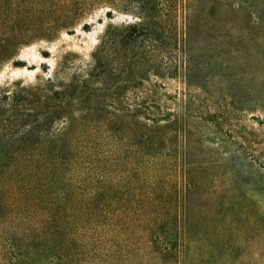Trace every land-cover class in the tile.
<instances>
[{
  "label": "rangeland",
  "instance_id": "rangeland-1",
  "mask_svg": "<svg viewBox=\"0 0 264 264\" xmlns=\"http://www.w3.org/2000/svg\"><path fill=\"white\" fill-rule=\"evenodd\" d=\"M58 1L65 23L41 14L50 25L0 59V264H88L30 246L48 228L84 246L106 220L91 176L111 207L109 187L128 199L146 178L134 161L155 170L178 264H264V0ZM156 130L161 150L144 140ZM67 144L69 164L39 175L42 148Z\"/></svg>",
  "mask_w": 264,
  "mask_h": 264
},
{
  "label": "trees",
  "instance_id": "trees-1",
  "mask_svg": "<svg viewBox=\"0 0 264 264\" xmlns=\"http://www.w3.org/2000/svg\"><path fill=\"white\" fill-rule=\"evenodd\" d=\"M34 1L29 0L31 6L26 12L25 8L28 3L25 0H0V59L14 48L32 41V37H36L30 36L28 31L50 25V22L36 24L40 22L38 16L41 14H48L49 11L53 14L54 20L57 21L54 23L55 26L49 27L54 29L58 23L64 24L73 11L71 8L65 7L63 1ZM145 23L153 24L151 20L150 22L146 20ZM182 134L184 143H187L189 130L184 128ZM159 135H162L161 131L156 130L153 135L145 137L144 140L148 142V148L161 150V147H165V141L162 142ZM42 150L48 152L49 157L42 159L37 170L39 175L44 173L51 176L56 169L69 164V159L73 156L71 154L76 152V146L74 144H67L64 147L52 145L42 148ZM134 163L137 166L131 169L139 171L140 176L144 173L146 178L135 175V181L143 180V183H138L133 188L128 199L120 189L115 191V188L109 187L111 207L119 200L127 199L128 201V204L114 208V210L107 202L100 201L99 191L102 188L91 176L95 181V186H92V190L89 191L88 201L97 203L96 207L101 208L106 220L101 222L100 226L96 224L86 233L84 246L76 248L72 241L68 240L67 243L63 242L64 247L62 243L54 240L53 232H47L48 228L40 229L35 234L34 244L30 246V250L39 253L56 254L61 252V254H66L71 253L74 249L80 253L84 249V260L88 264H178L171 241L168 240L170 239L168 238L169 233L173 229L172 221L161 213L162 191L160 193L159 182L155 179V170L148 167L147 171H142L146 169L144 164L137 161ZM155 164L154 161L150 162L152 167ZM184 177H186L189 189L195 188L197 179L190 166L186 167ZM184 203L189 204L187 195L184 197ZM116 211H120L121 216L116 214ZM108 213L112 216H108ZM52 230L55 229L52 228ZM64 230L65 228H61V231ZM236 263V259L232 256H218L213 261L205 260L203 262V264ZM246 264L251 263L246 260Z\"/></svg>",
  "mask_w": 264,
  "mask_h": 264
}]
</instances>
